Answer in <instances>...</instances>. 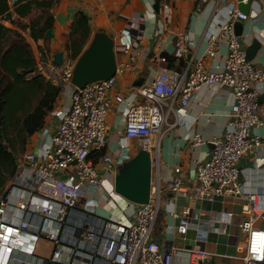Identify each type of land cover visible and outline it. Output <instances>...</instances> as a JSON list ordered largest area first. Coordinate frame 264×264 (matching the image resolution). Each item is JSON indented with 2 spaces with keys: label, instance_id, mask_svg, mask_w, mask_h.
I'll list each match as a JSON object with an SVG mask.
<instances>
[{
  "label": "built area",
  "instance_id": "obj_1",
  "mask_svg": "<svg viewBox=\"0 0 264 264\" xmlns=\"http://www.w3.org/2000/svg\"><path fill=\"white\" fill-rule=\"evenodd\" d=\"M162 8L169 10L167 4ZM246 18L236 7L228 6L226 19L207 34L206 50L200 57L189 59L183 71L161 67L149 85L138 89L141 101L127 106L123 132L127 139L137 140L139 149L149 152L153 169L158 161V141L174 106L185 108L202 84L229 88L233 103L227 127L211 140L208 157L197 166L195 183L187 187L175 175L165 188L178 196L209 202L217 197L241 200L245 217L238 229L245 244L236 247L237 257L244 264H256L264 260V229L257 224L264 211V186L252 190L239 162L244 155H251L254 169L264 171V136L253 132L254 128H264V102L260 100L264 63L255 64L248 58L247 45L234 31V21ZM223 41L226 54L222 66L209 68L206 60L214 56ZM174 44L182 54L189 47L183 37ZM132 46L125 41L121 49L127 52ZM132 54L125 67H131L139 51ZM72 65L58 66L57 80L70 94L43 157L24 152L0 192V264H172L173 248L163 249L152 238L160 207L159 182L151 181L149 201L137 206L132 219L95 213L96 202L87 194L88 188L103 192L104 175L123 163L115 162L105 151L108 111L113 101H123L119 93L113 99L109 97L121 68L117 67L115 75L107 80L76 88L70 83ZM199 142V135H195L193 145ZM93 153H99L97 162L90 157ZM179 170L174 169L176 174ZM241 175L245 181L240 180ZM198 217L197 210L183 207L177 231L185 233L193 227L197 240L205 241L209 232L220 230L214 223H230L232 213L223 209L204 223H199ZM189 252L190 264H203L209 254L195 248Z\"/></svg>",
  "mask_w": 264,
  "mask_h": 264
},
{
  "label": "crops",
  "instance_id": "obj_2",
  "mask_svg": "<svg viewBox=\"0 0 264 264\" xmlns=\"http://www.w3.org/2000/svg\"><path fill=\"white\" fill-rule=\"evenodd\" d=\"M18 0H8L11 18L26 23L40 10L33 9L28 16L20 17L14 12V3ZM158 11L153 5L155 0H57L52 6L53 24L47 30L46 36L34 39L27 30L23 31L10 20L3 19L2 23L10 28L21 31L30 44L37 63L38 72L50 80L58 83L59 67L51 62V56L57 51H63V63H72L67 50V43L71 34L72 24L78 17L84 16L89 27V37L83 49L90 42L93 34L104 30L110 34L115 42L117 67L121 71L115 77V83L109 91V97L119 93L123 101H113L107 115L106 152L112 154L114 161L125 162L139 150L135 139L124 136V123L127 106L141 101L138 89L149 85L161 67L174 68L183 71L191 58L200 57L206 50V36L215 31L226 19V9L233 5L240 12L238 0H158ZM243 3L246 0L242 1ZM169 6L168 11L163 5ZM245 20H235L242 23L240 40L247 45L248 58L255 64L264 63V0H252ZM183 37L189 47L185 53H179L175 48V41ZM47 39L45 43L44 39ZM125 41L132 42L133 46L124 52L121 48ZM82 49V50H83ZM139 54L131 62V67L124 65L130 61L133 51ZM81 53V52H80ZM226 54V44L220 42L213 57L206 60L209 68L221 67ZM172 58L168 61L161 58ZM74 63V62H73ZM167 65V66H166ZM137 79H144L142 85H137ZM69 90L63 88L58 94L53 108L46 116L42 129L35 132L27 144V151H32L38 158H42L59 123L60 115L65 110L69 100ZM264 102V93L260 97ZM233 95L229 88L217 84H202L192 94L185 108L174 106L164 124V132L158 141V161L152 169L151 181L161 185L160 207L152 231V238L163 249H172V264H190L189 249H201L208 252L203 264H244L237 257L236 247L245 244L244 235L238 229V223L245 217L241 214V200L217 197L213 202L195 199L187 196H178L165 188V183L177 175L182 183L190 187L195 183V174L200 162L208 157L214 137L221 135L228 123V114ZM254 133L264 136V128H254ZM195 135H199L200 142L193 145ZM151 151H155L154 146ZM97 162L99 155L90 156ZM119 164L115 165L112 173L104 175L103 187L110 189V184ZM179 167V173H175ZM239 167L243 169L249 187L252 190L264 186V171L255 170L251 155H244ZM246 173H250L247 175ZM243 174V175H244ZM241 175L240 180L245 181ZM92 198L96 202L95 213L101 217L132 219L137 204L112 208L106 190L96 188ZM105 204L111 206L105 208ZM188 206L198 211L199 223L209 221L210 216L223 209L232 213V220L220 226L219 231L209 232L205 241H199L195 229L189 228L185 233H179L176 227L181 222V210ZM212 225L210 222L208 223ZM264 224V211L259 216L258 223ZM256 264H264L257 262Z\"/></svg>",
  "mask_w": 264,
  "mask_h": 264
},
{
  "label": "trees",
  "instance_id": "obj_3",
  "mask_svg": "<svg viewBox=\"0 0 264 264\" xmlns=\"http://www.w3.org/2000/svg\"><path fill=\"white\" fill-rule=\"evenodd\" d=\"M57 0H18L14 12L20 17L33 9L40 11L26 23L11 18L8 0H0V192L16 171V162L27 150L30 137L43 128L46 116L53 108L62 83L53 84L37 69L30 44L21 31L5 26L3 19L34 39L46 36L53 24L51 8ZM84 16L71 27L67 50L73 63L89 37ZM45 43L47 39H44ZM172 58L165 57L168 66ZM167 66V65H166ZM99 155V153H97Z\"/></svg>",
  "mask_w": 264,
  "mask_h": 264
},
{
  "label": "water",
  "instance_id": "obj_4",
  "mask_svg": "<svg viewBox=\"0 0 264 264\" xmlns=\"http://www.w3.org/2000/svg\"><path fill=\"white\" fill-rule=\"evenodd\" d=\"M238 0V7L248 14L252 0ZM159 1L155 0L153 8L158 11ZM242 23H234V31L240 36ZM64 59L63 51L52 54L51 62L61 66ZM116 51L113 37L104 30L96 31L88 45L81 51L72 65L70 83L76 88L86 84L107 80L116 73ZM144 79H137V85H142ZM212 147V146H211ZM152 168L150 154L145 149H139L136 154L118 166L110 184L111 197L118 198L117 207L121 202L129 204H145L149 201ZM109 198L110 196L107 195ZM264 229V224L261 225Z\"/></svg>",
  "mask_w": 264,
  "mask_h": 264
},
{
  "label": "rangeland",
  "instance_id": "obj_5",
  "mask_svg": "<svg viewBox=\"0 0 264 264\" xmlns=\"http://www.w3.org/2000/svg\"><path fill=\"white\" fill-rule=\"evenodd\" d=\"M105 190H106L107 195L110 196V200H111V202H112V208H113V207L116 208V207H117V204H118V201H119L118 198L111 197V195L109 194L110 191H111V189H109V188L106 187ZM94 191H95V190H89L87 194H89V195L92 196V195L94 194ZM110 206H111L110 204H105V208H108V207H110ZM44 252L47 253V252H48V248H46Z\"/></svg>",
  "mask_w": 264,
  "mask_h": 264
}]
</instances>
